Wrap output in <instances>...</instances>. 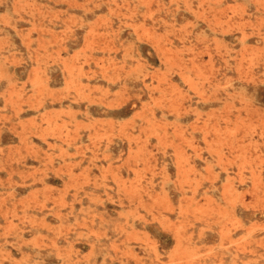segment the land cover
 Returning <instances> with one entry per match:
<instances>
[{
	"label": "rangeland",
	"instance_id": "rangeland-1",
	"mask_svg": "<svg viewBox=\"0 0 264 264\" xmlns=\"http://www.w3.org/2000/svg\"><path fill=\"white\" fill-rule=\"evenodd\" d=\"M0 264H264V0H0Z\"/></svg>",
	"mask_w": 264,
	"mask_h": 264
},
{
	"label": "bare ground",
	"instance_id": "bare-ground-1",
	"mask_svg": "<svg viewBox=\"0 0 264 264\" xmlns=\"http://www.w3.org/2000/svg\"><path fill=\"white\" fill-rule=\"evenodd\" d=\"M234 133V132H233Z\"/></svg>",
	"mask_w": 264,
	"mask_h": 264
}]
</instances>
